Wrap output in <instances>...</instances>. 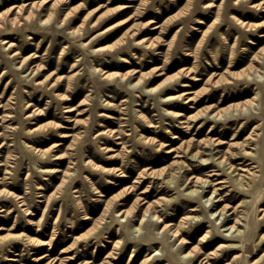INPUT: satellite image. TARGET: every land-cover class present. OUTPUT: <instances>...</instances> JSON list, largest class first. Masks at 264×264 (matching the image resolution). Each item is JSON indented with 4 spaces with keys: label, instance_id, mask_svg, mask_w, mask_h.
I'll list each match as a JSON object with an SVG mask.
<instances>
[{
    "label": "rangeland",
    "instance_id": "rangeland-1",
    "mask_svg": "<svg viewBox=\"0 0 264 264\" xmlns=\"http://www.w3.org/2000/svg\"><path fill=\"white\" fill-rule=\"evenodd\" d=\"M126 5L131 7L122 9ZM153 26L162 28L150 30ZM260 34H264V0H0V160L4 163L0 176L8 172L7 184L0 188L25 197L33 213L22 212L12 196H0V235L21 232L46 242L53 238L57 246L52 256L81 235L79 252L61 256L87 252L84 259L93 260L98 253L96 263L118 241L116 257L122 259L112 260L113 264H142L150 256L144 264H199L197 258L216 249L223 241L220 236L230 230L220 227L223 216L212 214L211 188L199 185V194L191 196L183 179L206 178L213 171L221 175L210 177L212 181H225L216 186L224 188L213 194L224 201L215 205L236 207L245 200L235 212L245 219L247 239L244 251L220 249L210 263L225 264L238 254L233 264H249L261 255L257 264H264V242L259 246L254 242L264 233V216L259 212L264 208V36ZM144 37L153 39L154 46L138 42ZM100 69L112 77L102 76ZM140 75L141 83L134 86ZM194 77L202 80L194 82ZM164 82L153 94L145 91ZM188 90L198 92L199 101L191 109L181 102L169 106L159 100L162 94ZM243 103L258 107L226 119L204 116L189 122L187 132L163 112L168 108L196 116L209 106ZM150 122L157 127L148 128ZM61 133L69 137L61 138ZM172 135L178 139L172 141ZM207 139L220 141L217 149L227 155L248 143L244 148L254 155L242 160L251 162L244 168L254 176L246 179L245 190L211 158L202 164L188 160L189 169H182L174 183H166L164 175L174 172L169 165L174 158L165 150L188 142L203 149L201 142ZM160 143L167 145L158 148ZM34 147L47 151L39 159L41 167L55 168L56 173H38ZM106 203L111 208L104 218ZM148 204L164 222L174 225L186 215L198 216L182 223L187 243L162 231L151 214L136 233L134 226ZM191 207L198 211L191 212ZM132 208L136 216L117 221V210ZM214 222L212 236L201 243ZM38 228L43 235L35 232ZM95 228L101 232H94ZM10 247L14 244L0 245V264H44L46 260H33L49 253L48 246L40 252L34 246L28 251L20 246L16 253ZM188 251L194 259L191 263L182 259Z\"/></svg>",
    "mask_w": 264,
    "mask_h": 264
},
{
    "label": "bare ground",
    "instance_id": "bare-ground-1",
    "mask_svg": "<svg viewBox=\"0 0 264 264\" xmlns=\"http://www.w3.org/2000/svg\"><path fill=\"white\" fill-rule=\"evenodd\" d=\"M130 7H131L130 5H126L122 9H127ZM123 22H125V20ZM150 22L154 23L153 21H150ZM237 22L241 25H245V22L239 21V19ZM159 27L160 26H155V27L153 26V27H151V28L149 27V28H150V30H155V29L157 30V28H159ZM160 28H162V26ZM72 34L75 35L76 34L75 31L74 32L72 31ZM263 36H264V34H260L259 37H263ZM138 42L142 43V44H146L148 46H150V45L154 46V43H155V41L153 39L146 38V37L140 39ZM156 42H157V40H156ZM4 43H6V41H4ZM94 70H95V68H94ZM254 70H256V69H254ZM35 71L36 70H33V72H35ZM99 71L101 72L102 76H104V77H106V76L112 77V73H106L102 69H100ZM257 71L258 70H256L255 72H257ZM253 73H254V71L252 73H248L245 76V79L250 80ZM257 73H256V75H258ZM160 74L161 73H158L157 76ZM253 77H252V79H253ZM258 77H259V75H258ZM261 78H262V76H261ZM141 79H142V75L139 76V78L133 83V85L134 86L139 85L141 83ZM209 79H210V76L208 77L207 80H209ZM200 80H202V78H199V77L193 78L194 82L200 81ZM214 82L218 83V80H215ZM38 83H40V82H38ZM165 83L166 82H164L160 85H156L153 87L146 88L145 91L149 94H153V93L157 92L161 88V86H163ZM180 86L181 87H189L190 85L185 84V83H181ZM197 96H198L197 91L188 90V91H182V92L179 91L178 94H162L160 96L159 100L162 103L169 105V106H173L174 104H176V102H181L182 104L186 105L185 106L186 108L191 109V108H193V105L196 104L197 101H199ZM255 107H258V105H256L255 103H243L240 105H236L233 107H227V108H212L211 106H209L206 108V111H204V113H201V114L196 115V116H193V115L185 116V114L181 111H175V110H171L168 108H163V112L167 116L172 118L173 122H176L178 124V126L176 125V127L178 129H184V130H186L185 132H187V130L189 129V125H190L189 122L197 121L198 119L203 118L204 116L207 119L208 118L209 119L213 118L215 120L226 119V118L232 117V116L245 115V114H247L249 109H252ZM66 111H71V109L69 108ZM56 127H58V126H56ZM147 127L148 128H155L157 126L150 122ZM200 127H202V126H200ZM60 137L61 138H67V137H69V134L61 133ZM143 138H144L145 142H148L151 144L155 143V139H153V138H148V137H143ZM115 139H119V138L116 137ZM170 139L173 141V140L178 139V137L176 135H172V137ZM249 139L252 140V138H249ZM118 143H120V142H118ZM220 144H221V142L218 140L207 139V140H203L201 142V146L203 147V149L195 148V146L191 145V143H189V142L184 144V146H182V147L181 146H177V147L171 146V147L167 148L164 153L166 155H170L171 157L173 156L174 159L169 163V165L172 167L174 166V168H173L174 172L168 173V175L167 174L164 175V177L168 176L166 183H168V184L174 183V179L178 175H181L180 173H181L182 169H184V168H186L187 170L189 169L188 168L189 164L186 163L188 160L191 161L192 159H198L200 161V163L202 164V163L207 162L211 158L212 162L213 161H214V163L216 162V165L223 170V173L227 174V176L235 183V185H237L239 188H242V190H245L244 189L245 186H248V182H246V179H248V176H254L253 175L254 173L249 168H244V165H250L251 162L245 164V160H242V158L245 156H253L254 155L253 152H247L244 147L247 146L248 143H243V144H239L237 146L239 149L238 152H231L227 155V154H224V152H222L221 150L217 149ZM56 145H58V144H56ZM166 145L167 144H164L162 146V144L160 143V144H158V148L159 147H165ZM32 149L38 153V168H37L38 173L53 174V173H56L58 171L55 168H42L41 167V165H40L41 162L39 159L45 158V156L47 154L46 150L44 151L39 147L38 148L34 147ZM206 151H209L210 154H205ZM172 154H174V155H172ZM205 155H210V156L204 157ZM181 158H183V159H181ZM53 159H58V156H55ZM239 159L242 161H239L238 163H234V161L239 160ZM212 162H210V163H212ZM3 165H4V163L1 162V160H0V166H3ZM205 165H207V164H205ZM253 167H256V166H253ZM183 173H185V172H183ZM6 174H8L7 171L4 172V175L0 176V187L5 186L7 184L6 179H8V178L6 177ZM159 175L162 176L163 174L161 173ZM219 175H221V174L212 171V172L207 174L206 178L191 175V176L185 177L183 179L184 184H186L185 190L187 189L189 195H191V196L194 194H199V190H198L199 185L201 188H207V187L211 188V190L209 191L210 196L208 198V201H211V206L214 207L212 214L218 213V215L223 216V220L221 222L220 227H226V231L230 230L229 235L220 236L223 238V241L220 245H218V247L216 249L205 254L203 257H199V259L197 258V261H199V264H211L210 260L216 257V255L218 254V250H220V249H224L226 251H234L235 248H239V249H241V251H244L245 240L247 239L246 238L247 235L245 234V228H246L245 219L243 218V216H238L237 213L235 212V209L237 207H244L245 206L244 205L245 200H242L240 203H238V205L236 207H230L227 204H223L222 206L215 205L216 202H223L224 201L223 199H221V197H219L218 193L215 197L213 196V194L216 193L218 190L224 188L223 186H221V187H216V186L221 185L225 181L217 180V179H215L216 181H212V179L210 177L219 176ZM39 188L40 187H38V189ZM3 195L12 196V198H14V200H15V204L17 205V207L22 212H25L26 215H28V216L33 215V213L29 210V206H28L29 204H28L27 200L25 199V197L14 196L8 190H6L4 188H0V196H3ZM38 197H42V195L38 194ZM216 198H217V201L214 202V200ZM161 201L168 202V200H165V199H161ZM8 202L10 204H12L11 201H7V203ZM110 208H111V205H108L106 203L104 210H103L104 218L108 214V212L110 211ZM46 209H47V205H46L45 209L43 210L41 218L43 217ZM230 210H232L231 214L226 215V213H228ZM190 211L196 213L198 211V208L191 207ZM134 212H135L134 208L117 210V215L119 214V218L117 221L120 222L121 218L122 219L126 218L127 219L126 221H128L129 218L136 216ZM259 212H260L261 217L264 216V208L259 209ZM157 213H159V212L150 209L149 204H148L142 210V214H141V218L139 220V224L134 226L136 233H137V231H140L143 228L142 223H143L144 218L147 216V214H151L153 217H156L158 222L161 223L159 225V227H161L162 231L169 232L171 235H174L175 237H177V240H179L181 243H187L184 240V237L182 236V234L184 232L182 223H183V221L185 223L189 219H194L198 216L186 215V216L182 217L181 220H183V221L180 224L174 225L170 222H164L162 220L161 216L157 215ZM231 215H233V217L229 218V216H231ZM41 218L39 219L38 227H39V223H40ZM215 227H216V222H214L213 225L211 226V229H207L206 232L204 233V235L200 238L201 243L206 242L207 240H205V239L210 238L212 236V230L214 231ZM97 228L94 229V232L97 231ZM1 229H3V228L0 227V230ZM99 231L101 232V230L98 229L97 232H99ZM35 232H38L39 234L41 233L39 228L37 230H35ZM40 235H43V234L41 233ZM73 239H74L73 242L69 246L60 249L59 255H55V256H52V255L55 253V247L57 245L56 244L54 245L53 238H51L49 241L46 242V241H43L40 239L37 240L34 237H31L30 235H27V234L21 233V232L9 233L5 236L0 235V245H6L8 242L13 243L14 247H10V248H14L12 253H14L16 251V249H18L20 246H24V250H27V251H28L29 247L34 246V247H36L37 252L42 251L45 246H48L49 247V250H48L49 253H44V254L40 255L39 257H35L33 260L35 263L42 262L43 260H46V262L44 264H113L111 262L112 260H115V259L121 260L122 259L120 257L119 258L116 257L115 249H116L117 245L119 244L118 241L115 242V244H113L114 245L113 250H110L109 252H107L105 257H104V260H102L99 263L95 262V260L99 258L98 253L95 255L93 254V256H92L93 260L84 259V257H86L88 255L87 252L82 253V254L79 253L77 255L72 254V255L61 256L63 254L72 253L75 249H77L76 253L79 252V248L81 247L80 242L83 240V236L79 235ZM107 242L110 243L109 241H107ZM254 242H255L256 246H259L260 244H262L264 242V233L258 234V236L255 238ZM154 243H156V242H154ZM1 251H4V249ZM191 255H192V252L188 251L187 253H184V255L182 256V259L188 258V262L191 263L194 260L191 258ZM263 255H264V253H263ZM172 256H173V254L171 252H169L168 258H171ZM239 256L240 255H238V254L234 255L233 258L231 259V261L228 263H225V264H233L234 259L238 258ZM130 257H132L131 261H133L134 255L131 254ZM262 257L263 256L261 255L257 260L249 261V264H257L258 261ZM14 258H8V261L16 262L17 260ZM150 258H151V256L143 259V261H142L143 263L142 262L141 263L142 264L147 263L150 260ZM155 264H158V262H155Z\"/></svg>",
    "mask_w": 264,
    "mask_h": 264
}]
</instances>
